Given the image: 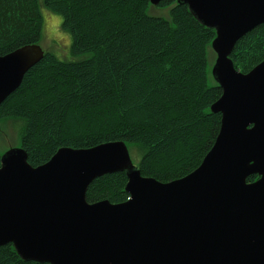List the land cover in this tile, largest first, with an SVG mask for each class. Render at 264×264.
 <instances>
[{"label": "water", "instance_id": "1", "mask_svg": "<svg viewBox=\"0 0 264 264\" xmlns=\"http://www.w3.org/2000/svg\"><path fill=\"white\" fill-rule=\"evenodd\" d=\"M177 1L216 34L221 95L210 109L221 120L200 165L160 182L140 174L123 141L62 147L37 167L10 148L0 157V246L49 264H264V59L242 73L229 58L264 23V0ZM43 55L38 44L0 55V104ZM118 171L126 201L86 200L94 179Z\"/></svg>", "mask_w": 264, "mask_h": 264}, {"label": "trees", "instance_id": "2", "mask_svg": "<svg viewBox=\"0 0 264 264\" xmlns=\"http://www.w3.org/2000/svg\"><path fill=\"white\" fill-rule=\"evenodd\" d=\"M151 6L149 0H0V55L39 43L42 7L62 17L71 54H88L64 61L44 52L0 104V122L15 124L32 167L62 147L111 141H123L129 154L134 149L140 174L160 182L200 165L221 120L210 109L221 88L208 86L206 73L215 30L177 0L154 6L168 8L167 18L149 15ZM229 58L242 73L261 62L264 23L238 39ZM126 182L122 171L97 177L86 200L124 202ZM0 264L49 263L23 260L6 244L0 246Z\"/></svg>", "mask_w": 264, "mask_h": 264}, {"label": "rangeland", "instance_id": "3", "mask_svg": "<svg viewBox=\"0 0 264 264\" xmlns=\"http://www.w3.org/2000/svg\"><path fill=\"white\" fill-rule=\"evenodd\" d=\"M168 8H157L154 6L149 7L148 14L153 16L165 17L168 16ZM41 15L43 18L41 39L38 45L42 48L44 52H51L57 58L64 61H74L80 60L88 56V54H83L74 57L71 54V36L64 32L61 28L62 17L54 14L42 7ZM207 58V85L213 86L216 81L213 76V68L215 64L216 55L212 46L209 45L206 50ZM15 124L12 121L0 122V154L2 155L5 151L10 148L19 147V138L16 132ZM132 164L137 166L138 157L135 154L134 149L130 151Z\"/></svg>", "mask_w": 264, "mask_h": 264}]
</instances>
